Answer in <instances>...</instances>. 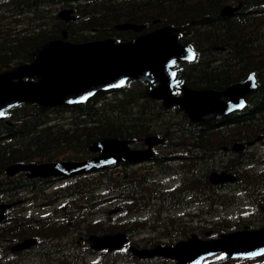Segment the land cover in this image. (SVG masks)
Masks as SVG:
<instances>
[{"label":"trees","instance_id":"1","mask_svg":"<svg viewBox=\"0 0 264 264\" xmlns=\"http://www.w3.org/2000/svg\"><path fill=\"white\" fill-rule=\"evenodd\" d=\"M228 1L230 0H83L75 5L76 20L63 22L49 9L58 0H8L3 4L6 9L14 11L17 25L23 21L22 19L17 22V15L29 13L26 18L28 26L18 30L0 31V67L26 61L28 52L35 44L59 36L63 27L73 41L106 36L124 40L131 37L133 32L115 30L113 26L118 21L144 23L146 29L164 23L181 25L205 14L217 13ZM241 1L244 10L239 11L236 19L217 16V20L211 18L205 21L203 28L190 27V34L183 36L182 41L194 46L197 57L194 61L182 64L179 74L182 81L192 87L223 88L242 79L248 71H254L256 88L235 121L238 131L247 130L254 136L264 133V26L257 27L264 24V0ZM254 6L259 8L247 11ZM155 19L159 21L154 22ZM251 22L253 26L248 27ZM219 45L224 48L222 52L213 49ZM119 90L113 97L89 99L70 106L40 108L33 104H23L11 109V123L0 120L1 197L10 200L21 196L20 189L25 185L34 189L32 181L3 173V169L11 162H27L33 159L46 161L61 154L67 158H81L86 154V147L91 141L103 137L137 138L154 131L166 136L169 129L186 132L191 148L189 164L194 166L196 172L201 173L204 183L207 182L208 173L218 162L217 146L208 132L214 125L211 122H192L183 112L164 108L159 102L148 98L144 86L139 83ZM53 113L56 114L55 118H52ZM182 135V132L178 133L179 137ZM118 180V177L115 178V183ZM45 185L46 181H41L32 196H59L64 191L61 188L53 193H46L43 190ZM143 185L140 186L134 179L130 182L126 189L130 195L127 209L137 208L135 201L138 197L134 195ZM79 188V185L75 186V190L81 193ZM114 188L118 195L117 184H112L110 194L113 195ZM150 198L151 196H147V207L151 206ZM199 199L206 203L214 200L208 195L199 196ZM159 200L166 208V198ZM191 203L192 201L189 205ZM76 217L80 218L81 213ZM167 219L168 216L164 215L157 223L166 225ZM13 220L1 226V235L20 238L33 232L43 241L45 238L56 239L59 235L57 232L61 233L67 228V224L53 226L47 222H33L34 218L23 214H18ZM43 249L46 251L38 254L43 257L50 256L48 250L45 247ZM75 257L79 258L77 255Z\"/></svg>","mask_w":264,"mask_h":264},{"label":"water","instance_id":"2","mask_svg":"<svg viewBox=\"0 0 264 264\" xmlns=\"http://www.w3.org/2000/svg\"><path fill=\"white\" fill-rule=\"evenodd\" d=\"M225 5L222 13H229ZM72 10L62 9L58 16L69 20ZM196 19L191 24L202 21ZM142 25L123 22L119 29L139 30ZM187 25L169 24L140 34L130 40L116 42L114 38L86 42H69L61 38L47 40L32 48L30 61L0 71V118L4 110L22 102L36 103L39 107L81 103L94 93L114 89L128 79L156 82L147 94L163 100L166 107L177 105L194 121L214 119L244 105V95L254 89V74L229 86L224 91L190 89L181 85V96H174L173 85L176 61L192 60L195 52L178 41V33ZM65 32L63 37H65ZM27 77V79H24ZM35 78V79H33ZM228 95V101L219 100ZM149 144L151 142L146 140ZM100 154L87 161H55L41 164H12L5 169L9 175L27 169L28 176L67 175L87 167L133 159L139 154L126 148V141L105 138L92 143ZM0 206V221L3 220ZM92 247L117 249L125 242L123 233L91 235ZM34 240L26 239L17 247L24 248ZM130 250L139 257L162 255L177 259L174 264H200L203 257L223 251L226 257H253L264 254V228L222 233L216 238L198 240L196 235L171 245L159 244L150 249Z\"/></svg>","mask_w":264,"mask_h":264},{"label":"flooded vegetation","instance_id":"3","mask_svg":"<svg viewBox=\"0 0 264 264\" xmlns=\"http://www.w3.org/2000/svg\"><path fill=\"white\" fill-rule=\"evenodd\" d=\"M217 16L219 15H213V19L217 20ZM252 26L253 22H251L248 27ZM237 116L238 115L231 113L223 118L217 119L214 122L215 127L213 129H208L209 136H213L212 140L217 146L218 162L214 167H212V170H216L219 173H234L237 176V180L234 182L211 184L208 182L204 183L205 180L203 176H201L202 179L200 178L199 180L198 191H195L194 189H192L191 191L188 180L186 183V190L182 188L181 191H178L175 195L172 194V192L169 194L170 196H181L183 198V196H186L187 191L191 192L192 196H204V194L206 193L208 196L213 197L214 200H217L216 206L220 205L222 208L226 209V211H228L229 209L231 210L234 205H238L236 203L238 200L244 201V204L238 205H241L242 207L244 206V211L240 210V212H235L234 215H232L234 212L229 213L230 223L228 226L235 228L259 227L264 225V179H262V181L254 182L251 196L247 195V190L250 186L249 183L251 182L248 180V177H250L251 175H258V180L260 178H263L262 174H264V166H261V163H264V161H253L252 155L255 151L258 155L262 156L261 153H264V138L249 145L248 142L253 139V136L251 133L247 132V130L246 132H243L242 130H236L235 121L237 120ZM180 132L183 133L182 138L178 136V133ZM166 133V146H162V149H164V151L166 152L167 157L170 160L173 159L174 163L177 164L173 168H176V174L180 175L181 173H179V169L188 167V158L190 156V145L188 144V142L190 140L188 139V135L185 134V131L169 129V131L167 130ZM140 139L141 138H133L130 146L133 148H144L145 145L142 139ZM181 140L182 145L179 144ZM238 143L243 145L242 149H240V146L234 148V145L236 146V144ZM238 150L241 151L245 156L243 161L246 166L244 167L241 166L243 162L238 161ZM156 152L157 150L155 151V154ZM124 164L126 165V163ZM199 174L201 173L199 172ZM235 211L238 210L235 209ZM215 219L216 223L220 221L217 220V218ZM187 222L189 221L184 220L183 218H176L175 227L167 230V237L163 238L162 240L166 241L167 243H171L187 237L189 233ZM196 230H199L198 227L196 228ZM150 235L154 234L150 233ZM138 237L139 235L131 236V242L136 241ZM76 243L77 246H79L83 251L82 242L77 240ZM137 245L141 246V244ZM6 250L10 251L9 249ZM56 252V255L48 257L47 262H39V264H63V262L60 261L58 257H62V254L67 251L58 249L56 250ZM145 262L146 261L139 260V263L136 262L135 264H143Z\"/></svg>","mask_w":264,"mask_h":264},{"label":"rangeland","instance_id":"4","mask_svg":"<svg viewBox=\"0 0 264 264\" xmlns=\"http://www.w3.org/2000/svg\"><path fill=\"white\" fill-rule=\"evenodd\" d=\"M61 6V3L60 2H56L55 4H53L51 7L53 8V7H55V8H57L58 9V7H60ZM57 9H56V11H57ZM264 26V24H262V25H259V26H257V27H259V28H262ZM52 115H56L55 113H53ZM175 115V114H174ZM176 116V115H175ZM59 158H64V155L63 154H61L60 156H59ZM262 166H264V164L262 165ZM256 176V175H255ZM257 177V176H256ZM65 181H69V180H58V181H55V185L53 186V188H56V187H59L60 186V184H63ZM173 183V181L172 180H170V181H168V182H166L165 183V185L167 186V187H169L171 184ZM252 184V183H251ZM250 186H252V185H250ZM250 194L252 195V190L250 189ZM139 199H142V198H139ZM63 202V199H60L59 201H58V205H60L61 203ZM116 203H115V201H113V202H111V203H106L105 205H101V206H99L98 207V209L96 210L97 211V216L95 217V219H99V218H110L111 220H113V221H117L116 219H119V215H116V213H111V210H115V208L117 207L116 205H115ZM239 204H244L243 202H240ZM238 204V205H239ZM226 205V204H225ZM238 205H234L233 207H232V209L230 210H228V211H223V213L224 214H228L229 215V213H233L232 215H234L235 214V212H240V210H245V207L243 206H238ZM36 210L35 211H37V212H42L41 210H40V208H35ZM235 209L236 210H238V211H235ZM24 212H25V210H23ZM144 213H141L140 211H136L135 212V215L136 216H138V217H140L139 215H141L142 217L145 215H143ZM117 216V217H116ZM144 218V217H143ZM149 218V220H152L153 219V217L152 216H149L148 217ZM213 218H216V215L215 214H211V216H209V217H207V220H208V222H210L211 220H213ZM220 218V219H219ZM219 218H217V220H220L218 223H216V221L215 222H213V224L212 225H209V224H203V223H195L196 224V227H199V224L200 225H202L200 228H199V230H198V232H196V233H199V232H201L202 234L204 233V232H207L208 230L210 231V234H213L212 236H214V235H217L218 234V231L220 230L219 228H222V227H224L225 225H222L221 227H219V226H216L217 224H219V223H221V221L223 220V217H219ZM228 218V217H227ZM216 220V219H215ZM218 227V228H217ZM211 235H209L208 237H210ZM0 246H3V244H2V242L0 241ZM6 251V250H5ZM5 251H2V253H5ZM19 255H18V259H19ZM95 258V256H93V255H91V256H88L87 258H85L84 259V262L82 263V264H93V261H92V259H94ZM17 259V260H18ZM108 259H110V257H108L106 260H108ZM1 260H3V258H1ZM159 263V260L157 259V260H155V264H158ZM160 263H161V261H160ZM0 264H3V261H0ZM23 264V263H22ZM27 264V263H26Z\"/></svg>","mask_w":264,"mask_h":264},{"label":"bare ground","instance_id":"5","mask_svg":"<svg viewBox=\"0 0 264 264\" xmlns=\"http://www.w3.org/2000/svg\"><path fill=\"white\" fill-rule=\"evenodd\" d=\"M262 10V9H261ZM12 11V10H11ZM250 14V13H249ZM12 192V191H11ZM0 238H2V239H6V237L5 236H3V235H1L0 234Z\"/></svg>","mask_w":264,"mask_h":264}]
</instances>
